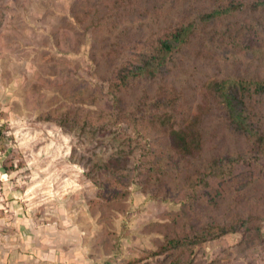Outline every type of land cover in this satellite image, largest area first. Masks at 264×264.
Here are the masks:
<instances>
[{
	"label": "rangeland",
	"instance_id": "1",
	"mask_svg": "<svg viewBox=\"0 0 264 264\" xmlns=\"http://www.w3.org/2000/svg\"><path fill=\"white\" fill-rule=\"evenodd\" d=\"M95 1L0 0V32L7 35L0 43L1 79L7 83L0 85V164L8 167L19 191L16 205L30 211L35 227L57 229V243L66 250L81 247L99 264H264V220L259 234L231 233L196 246L186 238L211 223L264 213V153L255 156L246 141L226 130L219 111L206 106L199 91L209 78L264 75V64L224 46L257 13L247 10L202 23L164 87L142 83L119 94L111 126L105 80L122 58L123 43L119 48L104 43L103 25L100 31L86 29ZM143 1L151 11L162 7L171 21L208 10L214 0ZM149 33L145 27L139 35ZM76 85L86 88L88 103L82 108L63 100ZM161 87L202 116L204 145L200 159L184 161L176 171L171 165L168 173L163 166L147 174L151 163H144L145 151L148 161L149 153L162 152L165 144L138 101ZM84 112L95 126L109 124L94 134L91 127L82 132L56 125L59 115ZM255 113L264 131V99L255 104ZM118 150L135 156L129 172L112 167L121 178L104 168ZM227 154L247 160L231 158V169L223 168L227 174L216 179L204 172L193 177L209 159ZM192 179L197 185L186 198L182 187ZM175 240L183 245H168Z\"/></svg>",
	"mask_w": 264,
	"mask_h": 264
},
{
	"label": "trees",
	"instance_id": "2",
	"mask_svg": "<svg viewBox=\"0 0 264 264\" xmlns=\"http://www.w3.org/2000/svg\"><path fill=\"white\" fill-rule=\"evenodd\" d=\"M143 0H97L89 5L88 15L91 16L88 28L101 30L104 26L105 35L102 41L115 48L120 41L123 43L122 56L118 59L110 71L106 81V91L112 100L109 113L110 124L113 126L114 118L117 115L114 112L116 105L119 104V94L127 91L142 83L161 84L163 87L172 73L173 67L179 61L185 47L191 38L201 28L202 23L220 16H232L233 14L244 11L257 13L256 17L248 19L243 26L239 28L234 37L226 42L225 47L237 50L240 54L246 55L251 59L259 61V65L264 64V0H214L213 6L208 10L196 9L194 14L179 17L173 20H167V12L162 7L145 8ZM186 1V0H184ZM89 0H87V3ZM9 7V6H8ZM153 14V16H152ZM163 16V17H162ZM73 17V16H72ZM11 18V16H10ZM9 18L8 25L12 28V20ZM166 18V25L162 26ZM76 19L75 16L73 20ZM156 25L158 28L153 29ZM149 28L148 35L140 36L139 32L143 28ZM135 30H138L135 32ZM135 32V33H133ZM129 33L131 38L126 36ZM6 33L0 32L1 39H4ZM8 35H10L7 32ZM125 40L128 42L124 43ZM134 38V39H133ZM4 47L0 46V51ZM256 61V62H257ZM161 87L150 97H144L139 100L142 105V111L146 110L151 114L153 123L157 125L161 135L164 138L165 149L158 154L154 151L149 153L152 158L147 159L149 150L144 153V163L146 167L144 172H159L164 166L165 173H168L171 165L176 171L178 165L184 161L194 162L202 156L204 139L203 128L201 125L202 116L190 111L187 107L179 104L178 98L168 95L165 88ZM86 88L79 86L71 87L69 95H64L63 100L74 104L76 108L87 104L84 98ZM201 101L210 108H216L219 111L223 121V126L232 135L242 138L250 145V151L257 157L264 153V131L255 119V104L264 99V75L259 73L254 75L220 76L206 79L200 88ZM140 106V104H138ZM137 106V107H138ZM201 108V105H199ZM114 109V110H113ZM140 111V109H138ZM90 113L67 114L57 116L59 127L69 130H80L86 132L87 127L90 133H95L96 129L105 130L107 124L95 126L91 123ZM119 117V116H118ZM82 118V119H80ZM117 122V121H116ZM93 127V128H92ZM1 133V131H0ZM1 137V136H0ZM3 138V136L1 137ZM5 152V151H4ZM154 154V155H153ZM218 156L209 159L210 161L200 168L193 175L199 177V173L204 172L206 177L218 178L221 174L227 173L222 170L229 167L231 169V158H240L242 163L247 160L246 155ZM134 153L128 150L123 152L118 150L112 154L110 160L104 166L109 174L116 175L119 170L129 172L130 164L134 159ZM120 160V161H119ZM175 160V161H174ZM239 160V159H238ZM163 162L166 165H163ZM117 168V171H113ZM3 172L8 174V167H2ZM228 169V168H227ZM118 178H121V175ZM197 180H190L186 183L184 192L188 198V190L195 188ZM264 220V213L261 215H249L246 218L237 217L228 223H211L206 225L196 233L186 236L191 246L200 245L208 240H216L226 234L241 233L255 230L258 234L261 232V221ZM185 238V237H184ZM183 238V239H184ZM182 241V240H181ZM181 241L168 242L171 247L183 245ZM166 250V246L161 247V251ZM107 264H111V261Z\"/></svg>",
	"mask_w": 264,
	"mask_h": 264
},
{
	"label": "crops",
	"instance_id": "3",
	"mask_svg": "<svg viewBox=\"0 0 264 264\" xmlns=\"http://www.w3.org/2000/svg\"><path fill=\"white\" fill-rule=\"evenodd\" d=\"M1 76L0 73V85L7 86ZM2 169L0 164V264H99L81 247L68 251L63 244H58L57 229L35 227L30 211L16 205L19 191L10 174ZM52 235L56 241L51 240Z\"/></svg>",
	"mask_w": 264,
	"mask_h": 264
}]
</instances>
